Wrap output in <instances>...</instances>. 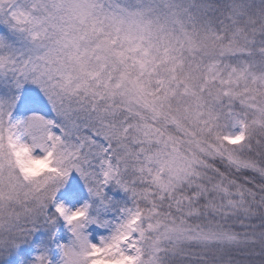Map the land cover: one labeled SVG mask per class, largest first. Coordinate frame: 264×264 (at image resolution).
I'll return each mask as SVG.
<instances>
[{"label":"snow or ice","instance_id":"1","mask_svg":"<svg viewBox=\"0 0 264 264\" xmlns=\"http://www.w3.org/2000/svg\"><path fill=\"white\" fill-rule=\"evenodd\" d=\"M0 264H264V0H0Z\"/></svg>","mask_w":264,"mask_h":264}]
</instances>
